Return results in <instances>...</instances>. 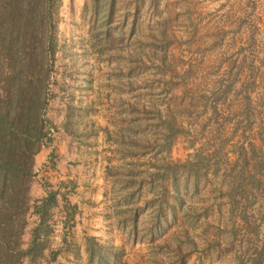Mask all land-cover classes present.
I'll use <instances>...</instances> for the list:
<instances>
[{"label": "rangeland", "instance_id": "rangeland-1", "mask_svg": "<svg viewBox=\"0 0 264 264\" xmlns=\"http://www.w3.org/2000/svg\"><path fill=\"white\" fill-rule=\"evenodd\" d=\"M50 66L32 185L60 128L125 196L129 264H264V0H59Z\"/></svg>", "mask_w": 264, "mask_h": 264}, {"label": "trees", "instance_id": "trees-1", "mask_svg": "<svg viewBox=\"0 0 264 264\" xmlns=\"http://www.w3.org/2000/svg\"><path fill=\"white\" fill-rule=\"evenodd\" d=\"M58 6L59 0H0V264L42 259L53 233L50 212L59 193L47 190L43 199L32 203L30 192L35 157L51 141L53 129L46 110ZM261 177L257 182L263 185ZM66 210L68 221L75 207ZM30 214L37 223L24 247ZM102 251L99 246L87 249L89 258L99 263L105 260ZM56 256L51 253V260Z\"/></svg>", "mask_w": 264, "mask_h": 264}, {"label": "crops", "instance_id": "crops-1", "mask_svg": "<svg viewBox=\"0 0 264 264\" xmlns=\"http://www.w3.org/2000/svg\"><path fill=\"white\" fill-rule=\"evenodd\" d=\"M45 149V159L42 163L45 165L53 160L55 162L53 174L49 176L47 189L41 185H32L31 197L36 202L46 196L47 190H58L55 208L63 207L66 199L69 206L75 207V214L68 226L69 237L66 239L65 234L59 230L51 234L47 240V250L39 262L41 264H129L127 248L132 235L124 226V218L121 215V212L127 208L126 202L123 201L125 196H115L117 194L112 191L111 180L105 175L101 166H95L87 155L83 156L79 142L74 141L60 128L59 135L52 141L51 146ZM120 164L122 166H114V169H122L125 166L124 162L120 161ZM108 167L111 169V164ZM61 185L64 187H60ZM32 216L35 226L37 218ZM86 237L94 238L101 245L100 247L113 246L124 249L122 261H112V258H109L108 262L99 263L96 257L89 258ZM134 244L136 247L137 243ZM52 252L57 253V257L50 261L48 255Z\"/></svg>", "mask_w": 264, "mask_h": 264}, {"label": "built area", "instance_id": "built-area-1", "mask_svg": "<svg viewBox=\"0 0 264 264\" xmlns=\"http://www.w3.org/2000/svg\"><path fill=\"white\" fill-rule=\"evenodd\" d=\"M50 224H51V226H52V228H53V227H54L53 224H52L51 222H50Z\"/></svg>", "mask_w": 264, "mask_h": 264}]
</instances>
